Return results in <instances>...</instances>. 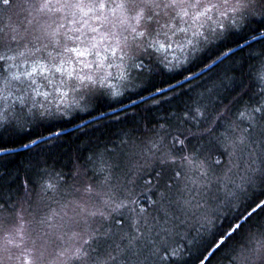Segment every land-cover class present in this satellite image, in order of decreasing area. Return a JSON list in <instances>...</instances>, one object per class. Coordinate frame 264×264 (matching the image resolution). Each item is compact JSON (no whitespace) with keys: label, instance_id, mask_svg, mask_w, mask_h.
Returning <instances> with one entry per match:
<instances>
[{"label":"snow or ice","instance_id":"snow-or-ice-1","mask_svg":"<svg viewBox=\"0 0 264 264\" xmlns=\"http://www.w3.org/2000/svg\"><path fill=\"white\" fill-rule=\"evenodd\" d=\"M5 20L7 23H0V168H3V160L16 153L17 147L28 151L31 146L54 143L67 131L62 121L73 112L88 110L87 103L91 100L86 99L83 107L79 101L64 104L69 91L101 102L125 94L112 89L108 83L110 73L81 75L83 68H90L93 63L98 70L105 67V61L108 68L118 69L117 78L125 81L126 91L143 89L136 94L144 103L148 98L157 104L161 100L171 103L172 99L194 91L193 81L200 87L205 69L211 73L218 63H223L222 57L234 52L227 41L235 40V48L241 51L252 49L253 42L264 44V0H0V22ZM181 33L183 42L173 40ZM161 37L165 38V44H161ZM174 44L182 53L175 62L167 56L153 58L162 47L174 50ZM220 44H224L227 51L219 50ZM118 53L119 63L116 62ZM248 55L260 61L255 77L262 86L253 93L257 97L255 101H244L251 91L245 83L246 78H251V72H245L243 62L238 67L233 65L240 76L229 93L231 98L217 93L219 104L211 108L205 106L200 113L204 125L197 131L186 133L179 123L169 124L173 134L160 125L163 131L154 132L158 139L151 141V157L142 156L145 163L137 162L124 173L123 181L112 184L110 177H105L106 187L102 192L96 191L93 184L85 183L78 199L56 201L58 211L39 216L37 209L33 215L37 235L32 240L37 253L36 264H44L49 246L55 243L53 236L63 240L69 232V240L74 243L58 246L60 264H171L175 249L170 243L169 218L179 219L181 214L204 208V197L212 183L209 163L212 149L221 146L229 156L239 154L244 158V175L236 189L253 191L234 205V214L225 217L226 226H215L208 220V213L203 214L205 223L201 224L189 249L192 264H210L216 252L238 235L241 239L232 249L234 261L264 264V239L253 247L256 234L252 231L253 227L258 228L264 236V223L244 228L253 219L264 221V48L252 49ZM89 56L99 62L86 61L84 58ZM73 65L81 66L80 71ZM57 76L60 77L58 82ZM43 88L52 91H42ZM169 92L173 97L168 96ZM118 102L127 112V104ZM242 102L239 119L246 121L247 127L240 129L237 122L229 121L228 134L217 136V127L226 121L233 107ZM129 103L137 106V100L132 97ZM112 112L116 119L120 118L114 108ZM99 115L108 119L105 112ZM92 119L95 121V117ZM82 122L87 126L86 121ZM5 132L9 133V142H5ZM19 133L27 134L26 142L17 144L12 140V136ZM169 137L171 144L167 143ZM204 140H208L207 146L203 145ZM220 163V160L215 161L216 165ZM149 164L156 165L153 169L155 183L145 179L141 185L139 181L143 177L139 173ZM193 167L199 170L204 182L195 188L186 185L185 189H179L186 190L189 196L177 198L174 181ZM80 176L79 167L74 168L71 178L76 181ZM8 178L18 191L23 190V195L15 201L11 197L5 199V174L0 171V230L15 238L21 229L15 227L13 232L9 226L23 219L17 212L18 207L26 211L23 205L27 203L31 208L33 189L29 185L34 181L27 168L16 170L14 175L9 173ZM191 182L197 185V181ZM52 187L47 185V189ZM141 187L155 196L148 199L156 215L139 207L142 193L137 189ZM74 191L80 193L81 186ZM94 192L98 199L93 197ZM235 195V192L230 193L231 197ZM223 207H233L228 195ZM97 217L101 222L93 227L89 221ZM105 222L119 225V232L113 233L111 224ZM208 224L213 227L209 228ZM9 243L6 236L5 247L0 249V254L8 253L3 256L4 260L12 259Z\"/></svg>","mask_w":264,"mask_h":264},{"label":"trees","instance_id":"trees-1","mask_svg":"<svg viewBox=\"0 0 264 264\" xmlns=\"http://www.w3.org/2000/svg\"><path fill=\"white\" fill-rule=\"evenodd\" d=\"M13 19H15V17ZM0 23H7V21L5 20ZM257 26L258 25L254 27ZM226 43L234 48V52L229 53L227 57H222L223 63H218L217 67H215L211 73L205 69V75L199 82L200 87H196L197 82L193 81L192 87L194 91L189 92L187 95L172 99L171 103H165L161 100V103L157 104V102L151 98H148L147 103H144L136 94L138 91H143V89L137 87L135 91H126L124 87L125 81L117 78L120 75V71L118 69H113L115 73L111 74L108 83L112 84L113 90L124 92L125 94L123 96L118 99L105 100L104 102L91 97L84 98L85 102L86 99L91 100L90 103H87L88 110L74 112L69 115L66 121L61 122L67 131L62 133L60 139L47 145L32 146L28 151L21 147H17L16 153L10 154L7 159L3 160V168H0V171H3L5 174V180L3 182V195L5 199L11 197L15 201L20 199L23 195V190L18 191L16 184L9 180V173L14 175L16 170L27 168V171L34 181V184L29 185V187L33 189L31 193V208H29V204L25 203L23 208L26 209V211H21L19 207L17 209L18 214L23 217V219L17 223L23 222L24 219L27 221L26 235L29 240L26 242L31 241V236L33 240L37 235V232L34 231L37 226L33 221V215L36 213L37 209H39V216L50 215L54 210H59V205L56 201L63 203L73 198L78 199L83 194V184L91 183L96 190H104L106 187L104 183L105 177H110L111 183L117 184L125 179L124 173L130 168H134L137 162L143 165L145 161L142 156L151 157V153L149 152V148L152 147L151 141L153 139H158V137L154 136V132L163 131L160 125H164V129L168 131H173L172 128H169V124L176 125L179 123V126L184 129L186 133L188 130L195 132L197 129L201 128L204 125V120L200 113L204 112L205 106L211 108L214 104H219L217 93L228 96L229 99L231 98L229 93L232 92L234 82L238 81L240 76L239 71L233 70V65L238 67L239 64L243 62L245 72H251V78L245 79V83L249 85L251 91L248 93V96L244 98V101L247 102L250 99L251 101H255L257 97L253 96V93L258 92L259 88L262 86L261 82L255 77V70L260 66V61L250 59L248 54L252 49L260 51L264 48V44L253 42L252 49L245 48L241 51L235 48V40L227 41ZM219 50L227 51V48L224 47V44H220ZM164 56H167L169 60L175 62V58L181 57L182 53L180 50H167L162 47L159 52L154 53L153 58ZM178 78L182 79V77L179 76ZM221 81H223V83H221ZM188 87L189 86L185 84V89H188ZM208 89L212 91H208ZM47 91H50L49 88ZM177 92L179 93L180 89H177ZM144 95L147 97L148 94L145 92ZM173 95L174 94L171 92L168 93L169 97H173ZM129 97L137 100V106H133L129 103ZM158 99L160 98L158 97ZM118 100L127 104V112L124 111ZM85 102L81 107L85 105ZM243 103L244 102L233 107L226 121L217 127V136L228 134L230 126L229 121L237 122L240 129L247 127V122L239 119V111L243 110ZM109 105H111V107H109ZM197 106H199V112L197 111ZM112 108H114L115 112L119 115V119H116V116L113 115ZM219 110H223L222 105H220ZM89 112H91V116ZM100 112H105L108 119H103L99 115ZM92 117H95V121H93ZM185 117H187L186 120ZM82 121H86L87 126H85ZM181 121L183 122L181 123ZM173 134H175L174 131ZM4 137L5 142H9L8 132L4 133ZM189 139L192 138L189 137ZM12 140L17 144L26 142L27 134H15L12 136ZM167 143H172L170 137ZM193 143H195V141H193ZM202 143L207 146L208 140H204ZM77 157H79V159H77ZM90 157L92 158L91 161H89ZM240 159L243 160L244 158L240 157L239 154L237 156H229L222 146L212 149V158L211 161H209L212 165L211 174L215 176L219 173L221 174L222 172L225 173L228 171L226 175L230 173V177H227L229 183H225V188H227L228 196H230L231 192L236 193L235 197H231L233 202V207L231 208L223 207L225 194L217 196L215 199L210 195L207 196L206 199L210 204L208 218L210 221L214 222L215 226L221 224L226 226L228 221L225 217H230L234 214V211L231 212L230 210L232 208L234 210V205L242 202L246 198V195L251 194L253 191L250 188H247L246 191L236 189V185L241 183V177L244 175L243 169H238L237 166ZM216 160H220L221 163L216 165ZM197 163H199V161H197ZM228 163L230 166L224 168ZM77 167L80 169L81 176L79 180L74 181L71 178V174L74 168ZM155 167V164H149L145 170L139 173V175L143 177V179L139 181L141 185H143L145 179L152 180L153 183H155V180H153V169ZM189 171L188 182L189 180L196 181L200 178L199 170L196 167H193ZM149 173H152V175H149ZM185 173H187V169ZM182 178L185 182V186L187 185V188H189L187 176H182ZM191 178L193 180H191ZM178 179L174 181V189L177 190H179ZM49 184L53 185V187L47 189V185ZM189 184H192V182H189ZM77 186H81L80 193L74 191V188ZM183 189H185V187ZM137 191L138 193H142L139 207L145 208L150 213L156 215L153 210L154 206L148 199V197L155 198L153 193L148 191L146 187H141L137 189ZM213 192L214 191L208 193ZM185 193L186 190L181 192V196H178V191H175V196L177 198H185ZM45 204L50 207H43ZM214 210L215 214H213ZM198 212L199 210H196L194 213H188V219H192L191 222L199 219L197 218ZM39 216L37 218H39ZM201 220H203L202 223H204V219ZM91 221L89 222L91 223ZM109 223L111 224V228L114 226L120 227L113 222ZM257 223H264V221L253 219L249 224L245 225L244 228L247 230L251 225ZM195 226H199L201 229V225H194V223L188 226L187 224L181 226L177 225L175 231L170 235V243L174 245L175 249V251L172 252L171 264H192L189 249L192 247L198 231H200V229L194 230L193 227ZM212 227L213 224L210 228ZM182 228L185 229L181 230ZM252 231L256 234V240L253 241L254 247L258 240L264 239V236L261 235L260 229L258 228L253 227ZM15 238H19L18 235H15ZM240 239L241 236L238 235L234 240L229 241L216 252L210 264H239L238 261H234V252L232 249L237 247ZM2 242L3 241H0V245ZM16 242L18 245L21 243L19 245L20 249L14 250L13 253L10 251L12 259L4 260L2 257L8 254L4 253L2 257L0 256V260L3 259L4 261H8L7 264H11L12 261L14 264H20V262L14 260L17 256H25L28 251L30 253L27 254H31L32 249L27 250L26 248H21V245H23L25 241L19 240ZM20 251H25V254L23 252L20 253ZM166 264H168V262H166Z\"/></svg>","mask_w":264,"mask_h":264},{"label":"rangeland","instance_id":"rangeland-1","mask_svg":"<svg viewBox=\"0 0 264 264\" xmlns=\"http://www.w3.org/2000/svg\"><path fill=\"white\" fill-rule=\"evenodd\" d=\"M183 35L184 34H182V33L178 34V36L174 37L173 40L179 39L181 42H183ZM189 35H191V30L189 31ZM160 41H161V44H165L166 43L165 38H163V37L160 38ZM173 49L174 50H180L179 47H177L175 44L173 45ZM129 54L131 55V53H129ZM119 55H120V53L117 54V58H116V62L117 63H119V60H118V56ZM84 59L86 61H89V62H91L93 60H97V62H99V60L97 58L91 57V56L85 57ZM110 59H112V58L110 57ZM106 65H107V61H105V67L103 69H99L98 70V69H96V66L93 63L90 68H83V72L81 73V75H92L93 73L100 74L102 72L114 74L115 71H113V69L116 70V68H108ZM73 67H76L77 72L80 71V67L81 66L73 65ZM69 70L71 71V68ZM59 79H60V77L57 76V82L59 81ZM111 86H112V84H111ZM47 89L48 88H43L42 91H47ZM49 90L50 91H48V92L52 91L51 88H49ZM65 90H67V89H65ZM42 98L43 97H39V99H42ZM58 98L59 97L57 96V99ZM84 98H86V97L85 96H77L76 93L69 91L68 97L65 98L63 103L64 104H68V103L76 104L77 101H79L80 106H82V104L85 102ZM231 163H232V160H231ZM238 163H239L237 165L238 169H243L245 167L244 159L243 160L240 159V161ZM228 166H230L229 163L224 168H227ZM189 172L190 171L187 170V173H184V175H183V177L187 176V184L189 185V188H195L196 186L199 185V183L204 182V181L201 180V178H199V179L196 180L197 181V185L189 184V182H191L190 180L188 182V173ZM227 172L228 171H226L225 173L222 172L221 174L219 173V174H217L215 176L210 173V175H211L210 178L212 180V183L209 185V188H210L209 192H212V191H214V192L205 194L204 200L206 202L204 203V208L199 210V212H198L197 218H199V219L194 220L193 222H191L192 219H188L189 218L188 214L187 215L181 214L179 216V219H173L171 217L169 218L168 227L172 229V233L175 231V228H176L177 225L181 226V225H186L187 224V226H188V225L193 224V223H194V225L203 224L202 223L203 220H201V219H203V214L205 212L209 213V210H210L209 209L210 204L208 203V201L206 199L207 196L210 195L213 199H215V198H217V196H222L224 194L228 195L227 188H225L226 187L225 183H229V180L227 179V177L228 178L230 177L229 176L230 173L226 175ZM191 180H193V179L191 178ZM184 187H185V182H184L183 178L180 177L178 179V188L179 189H183ZM96 191H101L102 192L103 190H96ZM177 191L179 193L178 196H181V192L182 191H179V190H177ZM188 196H189V193L186 191L185 198H188ZM93 197L97 198V197H95V192L93 193ZM229 198H231V196H229ZM72 200H74V198ZM53 209H55V208H53ZM54 211H58V209H56ZM20 220L21 219H18L15 222V226H9V228L13 232H15V227H19L21 229V231L16 234V235H18L19 238H13L11 236H8L5 231L0 230V241H3L2 244L0 245V249H3L5 247L4 245H5V237H6V235H7V238L11 241V243L8 244V248L10 249V251H12V253H13L14 250L16 251V250L20 249L19 248L20 246L16 247V245H18L16 241L23 240V241H25V243L23 245H21V248H26L27 250L32 249L31 250V254L30 255L27 254V253H30L28 251V252H26L25 256H22V257L21 256H17V258H15L14 260H17V262H20V264H36L35 256L37 255V253H36V251H35V249L33 248V245H32V236L30 237L31 241L26 242L27 240H29L28 236L26 235V222L27 221H25V219H24L23 222L17 223ZM208 220H209V218H208ZM90 221H91V219H90ZM100 222H101L100 218L97 217V218H95V220L91 221V224H92L93 227H97L100 224ZM105 223L109 224V222H105ZM161 223H163V220H161ZM204 223H205V221H204ZM211 225L212 224H208V227L210 228ZM184 229L185 228H182L181 230H184ZM111 230H112L113 233H117V232H119L120 227L114 226L113 228H111ZM69 236H71V232H69L68 235L64 236L63 240H56L55 236L52 237V239L55 241V243L49 246V248H48V250H47V252L45 254L44 264H60V261L57 259V251L59 250V247H64L66 245H71V244L74 243L72 240H69ZM171 246L174 249V245L172 243H171ZM22 252L25 254V251H20V253H22ZM0 256L2 257V254H0ZM3 262H4V264H7L8 261H3ZM11 264H14V262L12 261Z\"/></svg>","mask_w":264,"mask_h":264},{"label":"bare ground","instance_id":"bare-ground-1","mask_svg":"<svg viewBox=\"0 0 264 264\" xmlns=\"http://www.w3.org/2000/svg\"><path fill=\"white\" fill-rule=\"evenodd\" d=\"M32 147V146H31ZM244 169V168H243ZM231 212H233L234 210H233V208L230 210ZM152 215H154L153 213H151ZM193 229L194 230H197V229H200V227L199 226H195V227H193ZM0 261H4L3 259H1Z\"/></svg>","mask_w":264,"mask_h":264}]
</instances>
